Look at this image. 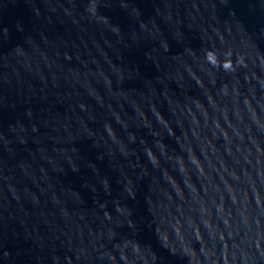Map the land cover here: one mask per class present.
<instances>
[{
    "label": "water",
    "instance_id": "water-1",
    "mask_svg": "<svg viewBox=\"0 0 264 264\" xmlns=\"http://www.w3.org/2000/svg\"><path fill=\"white\" fill-rule=\"evenodd\" d=\"M0 264H264V0H0Z\"/></svg>",
    "mask_w": 264,
    "mask_h": 264
}]
</instances>
